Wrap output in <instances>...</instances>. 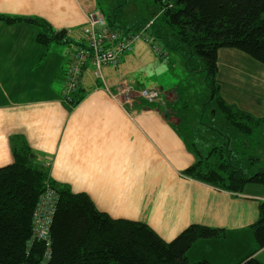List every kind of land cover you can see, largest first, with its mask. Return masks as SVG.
I'll return each mask as SVG.
<instances>
[{"label": "crops", "instance_id": "crops-1", "mask_svg": "<svg viewBox=\"0 0 264 264\" xmlns=\"http://www.w3.org/2000/svg\"><path fill=\"white\" fill-rule=\"evenodd\" d=\"M94 10L97 0H0V15L39 19L54 32H64L58 42L45 46L36 40L41 28L24 21L0 22V168L13 163L11 138H22L34 165L45 169L52 182L86 194L111 219L144 223L165 242L192 225L218 229L223 237L205 243L217 244L214 253L226 254L220 258L238 257L242 244H252L250 228L264 201L262 186L247 184L236 194L183 175L214 149L218 152L207 163L228 161L248 175L232 161L236 135L223 114L225 123L216 112L209 117L220 127L204 124L205 113L189 126L170 103L141 98V89L158 87L142 70L148 65L143 55L148 48L140 41L116 67L102 66L103 80L92 76L87 63L75 94L78 103L65 101L61 91L66 70ZM153 39L163 51L161 58L179 49L160 37ZM104 69L119 71L110 85ZM120 84L131 88L132 102L119 95ZM216 84L226 104L264 118V65L238 50L220 49ZM165 97L173 99L172 94ZM257 133L264 137V126ZM244 136L247 143L253 137ZM247 160L251 165L256 159ZM200 242L189 258H198Z\"/></svg>", "mask_w": 264, "mask_h": 264}, {"label": "trees", "instance_id": "trees-1", "mask_svg": "<svg viewBox=\"0 0 264 264\" xmlns=\"http://www.w3.org/2000/svg\"><path fill=\"white\" fill-rule=\"evenodd\" d=\"M139 1L152 2L158 13L125 33L135 34L153 20V37L169 43V37H175L179 49L191 59L202 61L211 99L218 110L237 131L253 135V142L257 129L264 126V118H255L223 101L216 84L217 52L235 49L264 65V0ZM112 17L107 23L115 28ZM20 21L41 28L36 37L41 45L58 42L64 33L54 32L39 19L0 15V22L7 25ZM11 148L13 163L0 168V264L43 261L45 245L32 239V215L46 183L58 195L47 264H215L207 259L193 262L189 253L198 241L221 239V230L192 225L165 242L146 224L111 219L99 212L86 194L73 193L68 186L52 182L45 169L34 165L33 153L22 138H11ZM216 152L214 149L207 157H200L183 175L229 193L240 194L247 184L261 185L264 191V168L246 175L228 161L207 163ZM258 210V220L250 228L256 249L239 257L235 264H263L255 254L264 249V201Z\"/></svg>", "mask_w": 264, "mask_h": 264}, {"label": "rangeland", "instance_id": "rangeland-1", "mask_svg": "<svg viewBox=\"0 0 264 264\" xmlns=\"http://www.w3.org/2000/svg\"><path fill=\"white\" fill-rule=\"evenodd\" d=\"M113 6H118V8L113 9ZM97 8L106 20L113 14V27L124 32L126 29H131V31H133L132 29L138 27L145 19L153 18L158 13V8L152 2L148 1L145 4H141L139 0H97ZM149 35L151 38L150 43H146L142 40L139 42L141 44L143 43V45H146L148 48V50L145 48L143 51L144 59L147 60L148 65L142 68V70L147 72V81L154 83L158 89L162 90V96H167V94H172L173 96L171 101L168 100L167 97L162 98V96L160 99H163L168 104L170 103L169 106L174 111L184 114L187 117L189 126H194L197 116L205 113L202 119L204 124L209 127H220L218 120L213 122L212 119H209L211 112H216L222 122L225 123L226 121L222 113L217 109L215 103L211 102L210 97L212 94L205 80V74L202 71V61L196 58L191 59L187 53H184V51L182 52L176 47L169 50L167 58H161L151 47V45H154L156 48L160 49V47L154 43L151 29L149 30ZM169 41L172 45H178V40L175 37H169ZM139 43L135 45L138 46L140 45ZM161 52L163 53V51ZM90 70L91 68L88 69V72H90ZM102 71L107 85H110V80L119 73L117 70L113 71L110 69H104ZM203 101H207V103L203 104ZM221 131L226 134L223 129H221ZM231 133H234L237 137H235L233 145L234 150L232 155L234 159H232V161L238 167L245 170V173L248 175H251L258 169L264 168V137L257 133L255 139L260 138L261 142L258 143L257 140H254L255 142L251 141L247 143L246 137L238 131L231 128ZM252 136L253 135H251V137ZM207 139L210 140L209 137H207ZM248 157L255 158L256 161L248 165ZM250 233L252 236V244L248 246L246 243L242 244L238 250V257L220 258L219 255H223L224 253H214V248L212 247L217 244L209 245L205 243L208 241L201 240L202 242L195 248V250L199 249L195 253L199 255L198 258L190 259L193 262L207 259L215 264H235L239 261V257H243L256 249V243L252 232ZM225 242V240H222L220 244H225ZM262 251L263 253L260 251L256 253L255 257L259 262L264 264V249H262ZM209 255L211 257H209Z\"/></svg>", "mask_w": 264, "mask_h": 264}, {"label": "built area", "instance_id": "built-area-1", "mask_svg": "<svg viewBox=\"0 0 264 264\" xmlns=\"http://www.w3.org/2000/svg\"><path fill=\"white\" fill-rule=\"evenodd\" d=\"M149 21L143 29L135 34H127L122 30L109 27L107 20L98 10H94L87 16V25L83 28V42L71 55L66 74L62 94L66 102L74 105L75 94L83 75V68L89 63L92 66V74L95 79L103 80L102 66L116 67L120 59L131 52L134 45L140 40L150 43L149 29L153 25ZM153 51L162 56L160 49L151 45ZM119 95L126 102H132L133 91L131 88L118 85ZM138 95L149 101L160 100L161 91L157 88H145ZM58 203L57 192L48 183L44 192L40 195L32 215V239L45 245L44 259L41 264H47L50 258V228Z\"/></svg>", "mask_w": 264, "mask_h": 264}]
</instances>
